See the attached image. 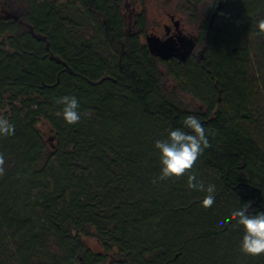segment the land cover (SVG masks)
Segmentation results:
<instances>
[{"label":"trees","instance_id":"16d2710c","mask_svg":"<svg viewBox=\"0 0 264 264\" xmlns=\"http://www.w3.org/2000/svg\"><path fill=\"white\" fill-rule=\"evenodd\" d=\"M131 1L0 0V115L15 125L0 137V264H264L241 252V226L218 223L264 211V145L251 131L264 0H178L198 31L185 60L152 52ZM65 95L79 100L75 125L57 115ZM188 115L212 145L193 169L216 186L207 209L187 176L156 179L154 143Z\"/></svg>","mask_w":264,"mask_h":264},{"label":"clouds","instance_id":"9594fccd","mask_svg":"<svg viewBox=\"0 0 264 264\" xmlns=\"http://www.w3.org/2000/svg\"><path fill=\"white\" fill-rule=\"evenodd\" d=\"M257 28L260 33H264V19L257 22ZM56 103L62 105L57 115L61 116L67 125L80 122L82 113L79 100L75 96H61ZM84 115L90 116L91 113ZM14 134L15 125L0 115V137H10ZM210 147L212 145L209 131L200 119L194 115L186 116L182 127L168 129L167 137L158 139L154 143L161 165L160 174L156 179L164 181L187 176L188 189L205 193L201 206L206 209L212 207L215 203L216 186L206 185L193 171L198 159ZM5 165V156L0 153V177L6 174ZM153 182L155 183L156 180ZM249 207L250 205L232 210L228 217L218 222L219 227L223 228L226 224L241 226L244 232L240 244L241 252L250 256L264 255V211L251 213Z\"/></svg>","mask_w":264,"mask_h":264},{"label":"rangeland","instance_id":"374dc122","mask_svg":"<svg viewBox=\"0 0 264 264\" xmlns=\"http://www.w3.org/2000/svg\"><path fill=\"white\" fill-rule=\"evenodd\" d=\"M133 1V0H132ZM130 2L126 9V16L129 23H133L134 15L140 13L144 8L147 14V35L142 37L144 42L148 39L166 41L168 39H178L185 37L197 42V25L191 24L188 18L177 10L178 0H146L143 5L140 1ZM206 14H204V18ZM179 46V43H178ZM264 83V79H260ZM256 84L258 96L253 106L256 115L257 124L251 131L255 138L264 145V84ZM186 103L191 106H197L190 97H186ZM40 129L44 133L50 146L55 145L53 131L47 123H41ZM85 242L94 252H103L101 243L93 237L85 238Z\"/></svg>","mask_w":264,"mask_h":264},{"label":"water","instance_id":"95a60500","mask_svg":"<svg viewBox=\"0 0 264 264\" xmlns=\"http://www.w3.org/2000/svg\"><path fill=\"white\" fill-rule=\"evenodd\" d=\"M178 40L179 42H176L174 39H168L161 42L156 39H148L147 43L153 53L164 59L178 57L181 60H185L195 49L196 42L181 36L178 37Z\"/></svg>","mask_w":264,"mask_h":264},{"label":"flooded vegetation","instance_id":"af4514ba","mask_svg":"<svg viewBox=\"0 0 264 264\" xmlns=\"http://www.w3.org/2000/svg\"><path fill=\"white\" fill-rule=\"evenodd\" d=\"M174 40H175V39H174ZM175 41H176V42H179V40H178V39H176ZM193 51H194V50H193ZM193 51H192V52H193Z\"/></svg>","mask_w":264,"mask_h":264}]
</instances>
